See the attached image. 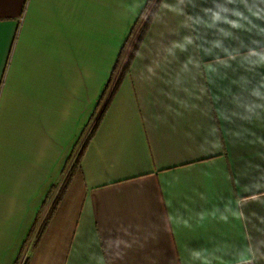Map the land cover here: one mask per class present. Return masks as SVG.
Listing matches in <instances>:
<instances>
[{
    "label": "crops",
    "instance_id": "obj_1",
    "mask_svg": "<svg viewBox=\"0 0 264 264\" xmlns=\"http://www.w3.org/2000/svg\"><path fill=\"white\" fill-rule=\"evenodd\" d=\"M147 1L0 0V264H264V0H162L92 133Z\"/></svg>",
    "mask_w": 264,
    "mask_h": 264
},
{
    "label": "trees",
    "instance_id": "obj_2",
    "mask_svg": "<svg viewBox=\"0 0 264 264\" xmlns=\"http://www.w3.org/2000/svg\"><path fill=\"white\" fill-rule=\"evenodd\" d=\"M162 0H148L147 1V4L145 6V9L147 8L148 9V14L144 20V23H143V26L141 28V31L139 33V36L137 38V40L135 41V44H134V47L132 48V50L130 51V53L127 55V58H126V61L123 63V60H121L120 62V58H121V55H122V51L120 52L117 60H116V63L113 67V70L109 76V80H108V85L106 87V90L103 92L102 96L100 97L99 99V102H98V107L101 108L100 109V113L98 114V116L96 117L94 123H93V126H92V133L94 132V130L96 129L97 125L99 124V121L101 120L102 118V115L103 113L105 112V109H106V106L108 105V103L110 102V100L112 99L113 95H114V92L116 91V89L118 88L119 84L121 83L123 77L127 74V72L129 71V67H130V64H131V61L133 59V56L134 54L136 53L141 41H142V38L154 16V13L156 12V10L158 9L160 3H161ZM142 15V14H141ZM110 86H112L110 88ZM104 93H108V97L105 101H103V97H104ZM100 103H102L101 107L99 106ZM87 143V139H85L84 143H83V147L84 145ZM67 180L68 178L65 179L63 185L61 186L60 188V191H59V194L58 196L56 197L55 199V202L52 206V209L50 211V213L47 215V218L50 217L51 215V212L53 211L54 209V206L57 204L58 202V199L61 197L62 193L64 192L65 188H66V184H67Z\"/></svg>",
    "mask_w": 264,
    "mask_h": 264
},
{
    "label": "rangeland",
    "instance_id": "obj_3",
    "mask_svg": "<svg viewBox=\"0 0 264 264\" xmlns=\"http://www.w3.org/2000/svg\"><path fill=\"white\" fill-rule=\"evenodd\" d=\"M138 31H139V30H138ZM136 34H138V32H137ZM136 37H137V35H135L134 38L136 39ZM134 38H133V41H134ZM132 45H133V44H132ZM128 51H129V50H128ZM126 58H127V56L123 58V63L126 61ZM113 67H114V66H113ZM111 87H112V86H110V88H111ZM101 105H102V103H101L99 106L101 107ZM47 207H48V205H47ZM25 257H26V256H25V254H24L23 258L20 259L19 264H24V263H25V262H24V261H25Z\"/></svg>",
    "mask_w": 264,
    "mask_h": 264
}]
</instances>
